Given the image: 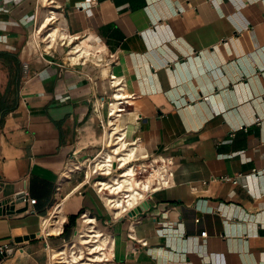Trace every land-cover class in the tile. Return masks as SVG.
<instances>
[{
    "label": "crops",
    "instance_id": "1",
    "mask_svg": "<svg viewBox=\"0 0 264 264\" xmlns=\"http://www.w3.org/2000/svg\"><path fill=\"white\" fill-rule=\"evenodd\" d=\"M0 71V203L36 200L0 216V264H49L82 213L104 264H264V0H0ZM106 117L125 123L112 144L173 161L136 217L81 173Z\"/></svg>",
    "mask_w": 264,
    "mask_h": 264
},
{
    "label": "built area",
    "instance_id": "2",
    "mask_svg": "<svg viewBox=\"0 0 264 264\" xmlns=\"http://www.w3.org/2000/svg\"><path fill=\"white\" fill-rule=\"evenodd\" d=\"M49 3H52V0H48ZM53 16H50V21L53 20ZM113 80V79H112ZM122 109H119V112H121ZM109 115V114H108ZM109 117V116H108ZM95 159V157L93 158ZM130 169L133 170V174L131 176V180L134 184V186L137 188L140 186L143 189V196L140 197L141 199L138 200L137 203H135L133 206L128 205L127 202L125 201L124 198V203L125 206L120 209L121 215L127 216L128 213H130L133 209L136 207L140 206L144 202H148L153 195L163 189L169 187L171 183V179L173 178V161L170 158H163V157H153V156H144V157H135L133 161L129 163ZM76 169L79 170V168L76 167ZM116 173L115 170L111 172V175H104L102 171H97L93 173L92 175L95 174V180L92 184L94 187L95 183L97 180H109L112 175ZM144 186V187H143ZM96 193L100 194L104 203V206L107 209H110L113 211L114 209V203L111 202L108 206V204L105 202L103 199V194H107V196H114L111 195V193L103 190V193H101L99 190H97L94 187ZM140 190V189H139ZM141 191V190H140ZM106 192V193H105ZM22 200L20 203H16L18 200ZM62 199L58 200V202L55 204L54 208L52 209V212L50 214V218L53 221V226L59 224L58 226L61 227V230L58 234L55 236L61 237L63 234V227L65 223V219L60 223V217H61V205H62ZM148 200V201H147ZM36 203V200L34 199H28V197H18V198H12L8 200V204H15L16 208H22L26 204L28 205V212H29V206L34 205ZM80 218L82 222H85L88 218L87 221H91L92 224L90 225L89 228H84L82 231L79 233L77 240L73 242H64L60 247H57L55 249L50 250L49 254V264H67V263H62L63 258L62 256H58V254H61L62 252H66L69 260L72 258V256L78 257V260L76 261V264H99V263H109L112 259L109 256V250H106L105 254H103V251H100L99 254H101V260L98 262L94 261V257L92 252L95 250V246H93L96 242V233H90V231H97L95 228V218L87 216L85 213H82L80 215ZM89 225V224H88ZM88 230V232H86ZM102 234V233H101ZM87 236V237H86ZM89 236V237H88ZM201 238H206L207 233L203 232L200 234ZM94 238V239H93ZM103 238V236H102ZM93 240V241H92ZM85 242V243H83ZM94 243V244H93ZM46 248H49L48 245H45ZM52 253V254H51ZM11 255V250L7 247H0V263L2 262L3 259L7 258L8 256ZM54 255H57L56 258H54ZM57 258H62V259H57ZM72 264H75V261H73Z\"/></svg>",
    "mask_w": 264,
    "mask_h": 264
},
{
    "label": "bare ground",
    "instance_id": "3",
    "mask_svg": "<svg viewBox=\"0 0 264 264\" xmlns=\"http://www.w3.org/2000/svg\"><path fill=\"white\" fill-rule=\"evenodd\" d=\"M116 111H117L116 105L112 104L109 110V115L114 116L116 114ZM120 119L121 118L115 120H109L108 125L111 128H109V130L105 132L104 141H103L106 145L110 144L114 137L115 140L116 137L118 138L120 137V134L117 133L125 125L124 122H119ZM113 144L114 146H110L108 150H103L96 155L95 159L91 163V166L87 168V174L89 176L92 172L95 173L96 171H102L104 175H108L111 170L123 169L121 173L119 172L120 174L113 176V178H111L110 180H98L95 183L96 189L99 191L108 190L109 193H111V195H114V193H116V195L114 196L105 197V201L107 202L108 206L111 202L114 203L113 210L116 212V216H117V213H121L120 209H122L125 206L124 198H127L125 199V201L127 202L128 205L133 206L135 203L138 202L139 199H141L140 197L143 196L142 191L144 188H141L140 186L136 188L131 180L132 179L131 176L134 174H133V170L130 169V165L128 164L131 161H133L135 157L133 150H129V151L126 150L123 141H120L119 143L115 141L113 142ZM92 169L95 170L92 171ZM87 220L83 222L81 225L83 229L91 228L90 225L92 224V222ZM62 221L63 220L60 218V223ZM44 224L49 228L53 227L50 228L52 233H57L59 231L58 228L53 226L50 215L45 219ZM86 232H88V230ZM90 233H96V236L94 238L98 237L95 241L96 243L95 244L93 243L94 244L93 246H95V250L92 252L94 261L98 262L101 260V256H100L101 254H99L100 251L104 250L106 252V250L109 249L110 242L108 241L109 239L107 237H105V239H102L99 231L93 230L90 231ZM60 255L62 256L64 261L62 263L72 264L73 261H75L76 264V261L78 260V257L75 256H72V258L69 260L67 253L65 251L62 252L61 254H58V256ZM54 258H56V255H54ZM62 258H57V259H62Z\"/></svg>",
    "mask_w": 264,
    "mask_h": 264
},
{
    "label": "rangeland",
    "instance_id": "4",
    "mask_svg": "<svg viewBox=\"0 0 264 264\" xmlns=\"http://www.w3.org/2000/svg\"><path fill=\"white\" fill-rule=\"evenodd\" d=\"M3 83H4V79L2 78V73H1V71H0V97L3 95V94H5L4 93V90H5V86L3 85ZM9 88V90H10V92H11V94H13L14 93V85L13 86H11V87H8ZM6 91H7V89H6ZM7 94H9V92L7 91ZM119 114V113H118ZM111 119H113V117H111ZM109 120H110V118H108V117H106L105 118V120H103V121H101V129H102V133H103V140H102V145H101V151H103V150H108V148H110V146H113V144H112V142L110 143V144H108V145H104V134H105V131H108V129L109 128H111L110 126H108V122H109ZM122 120V119H121ZM94 159L93 158H91V159H89V160H87V161H85V162H83L82 163V165H83V169H81L83 172H81V173H83V176H85V172H86V170H87V168H89V166H91V163H92V161H93ZM95 169H92V171H94ZM97 172V171H96ZM112 172V171H111ZM93 174V172L90 174V175H92ZM114 174H116V173H114ZM95 174L94 175H92V178H93V180L92 181H90V184L92 185L93 184V182H94V180H95ZM53 221L54 220H51V222L53 223ZM59 224H57V225H55V226H58ZM54 236H55V234H53ZM52 254V253H51Z\"/></svg>",
    "mask_w": 264,
    "mask_h": 264
},
{
    "label": "water",
    "instance_id": "5",
    "mask_svg": "<svg viewBox=\"0 0 264 264\" xmlns=\"http://www.w3.org/2000/svg\"><path fill=\"white\" fill-rule=\"evenodd\" d=\"M115 167V165H114ZM22 200L16 201V203H20ZM149 202H145L141 204L140 206L133 209L130 213H128V216L130 217H136L137 215L143 213L148 207ZM28 205L26 204L22 208H16L15 204H8V201H3L0 203V216H10L14 214H22V213H28Z\"/></svg>",
    "mask_w": 264,
    "mask_h": 264
},
{
    "label": "trees",
    "instance_id": "6",
    "mask_svg": "<svg viewBox=\"0 0 264 264\" xmlns=\"http://www.w3.org/2000/svg\"><path fill=\"white\" fill-rule=\"evenodd\" d=\"M62 235H64V232H63V234Z\"/></svg>",
    "mask_w": 264,
    "mask_h": 264
}]
</instances>
